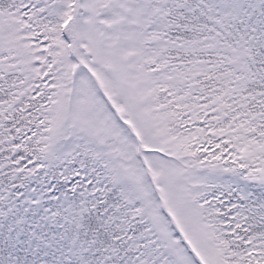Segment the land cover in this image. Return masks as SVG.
<instances>
[{
  "label": "snow or ice",
  "instance_id": "1",
  "mask_svg": "<svg viewBox=\"0 0 264 264\" xmlns=\"http://www.w3.org/2000/svg\"><path fill=\"white\" fill-rule=\"evenodd\" d=\"M0 264H264V0H0Z\"/></svg>",
  "mask_w": 264,
  "mask_h": 264
}]
</instances>
